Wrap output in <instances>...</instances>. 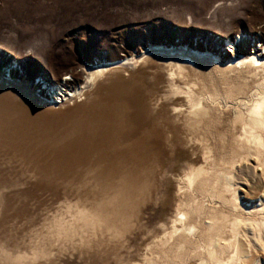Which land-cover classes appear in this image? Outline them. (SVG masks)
<instances>
[{"label":"rangeland","instance_id":"obj_1","mask_svg":"<svg viewBox=\"0 0 264 264\" xmlns=\"http://www.w3.org/2000/svg\"><path fill=\"white\" fill-rule=\"evenodd\" d=\"M230 20L234 44L204 25L224 27ZM261 21L264 0H0V51L22 58L27 76L44 69L52 86L69 75L79 86L96 61L161 45L215 44L233 56L247 38L242 30ZM256 44L264 51L260 43L248 46ZM171 74L165 54L149 53L115 83L85 90L98 93L95 111L84 110L88 118L0 100V264H162L165 250L175 252L169 241L148 244L176 226L189 204L183 178L208 151L168 121L171 104L183 96L175 95ZM135 90L160 130L151 159L145 129L130 123L139 112L127 108ZM69 104L60 108L66 112L75 105ZM126 180L137 184L123 186ZM257 195L240 191L248 205L261 204Z\"/></svg>","mask_w":264,"mask_h":264},{"label":"bare ground","instance_id":"obj_2","mask_svg":"<svg viewBox=\"0 0 264 264\" xmlns=\"http://www.w3.org/2000/svg\"><path fill=\"white\" fill-rule=\"evenodd\" d=\"M204 25L211 26L202 28L212 30L220 41L227 39L234 44L233 34L237 32L233 30V20L215 29L209 23ZM242 31L247 38L243 39L244 46H236L233 56L215 44H209L207 49L189 46L187 50L182 46L166 48L161 45L112 62L96 61L92 68H86L79 86L69 75L58 86L50 83L41 87L38 83L41 90L34 92L24 79L12 80L7 86L0 75V100L4 103L7 99L24 101L25 105L35 107L39 104L45 111L54 109V114L80 112L83 115L89 109L94 112L98 93L96 89L84 93L86 89L101 87L105 82L115 83L121 71L136 66L151 52L165 54L166 62L172 66L170 83L175 95H183L171 104L174 114L168 121L177 129L189 131L191 140L199 142L198 150L200 146L207 148L208 158L183 178L187 181L184 195L189 196V204L181 207L176 226H168V234L163 233L167 236L154 241V245L150 242L148 247L155 248L164 241L174 246L175 252L165 250L162 264H264V51L257 44L248 46L260 43L264 47V21ZM6 58L18 60L13 54L8 57L0 51V60ZM67 81L72 86L67 84L63 88ZM48 91L55 96L61 95L60 103L48 101ZM140 94L135 90L127 108L139 111L130 123L145 129L148 148L145 154L151 159L150 143H153V137L160 136V130L156 121L153 125L151 113L149 115L143 109L145 97ZM83 96L87 97L86 101L77 103ZM67 103L75 105L64 112L61 108L68 106ZM88 114L83 118H88ZM133 184L137 182L126 180L122 183L123 186ZM246 187L251 195L259 193L260 205L257 202L248 205L241 199L240 191H246ZM117 192L130 194L124 188Z\"/></svg>","mask_w":264,"mask_h":264},{"label":"built area","instance_id":"obj_3","mask_svg":"<svg viewBox=\"0 0 264 264\" xmlns=\"http://www.w3.org/2000/svg\"><path fill=\"white\" fill-rule=\"evenodd\" d=\"M8 57H10V54H7ZM10 59L6 58L3 60H0V75H2L4 81L11 82L12 80H27L29 81L32 88L35 89V92H40L41 87L48 86L50 84V79L48 75L46 74V71L44 69H40L38 72H35V75L27 76L26 70L24 68V64L22 63V59H14L13 61H9ZM38 83L41 84V87H37ZM69 88V87H67ZM69 90V89H68ZM47 99L52 103H60L61 95H53L52 97L48 94ZM64 99V98H62Z\"/></svg>","mask_w":264,"mask_h":264}]
</instances>
